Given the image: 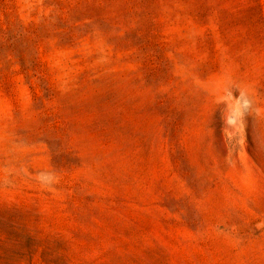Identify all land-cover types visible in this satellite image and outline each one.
Returning a JSON list of instances; mask_svg holds the SVG:
<instances>
[{"label":"rangeland","instance_id":"374dc122","mask_svg":"<svg viewBox=\"0 0 264 264\" xmlns=\"http://www.w3.org/2000/svg\"><path fill=\"white\" fill-rule=\"evenodd\" d=\"M0 264H264V0H0Z\"/></svg>","mask_w":264,"mask_h":264}]
</instances>
